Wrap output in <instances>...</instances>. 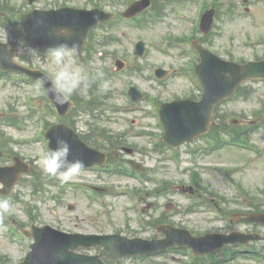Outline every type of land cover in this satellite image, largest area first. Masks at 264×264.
I'll list each match as a JSON object with an SVG mask.
<instances>
[{
    "label": "rangeland",
    "instance_id": "obj_1",
    "mask_svg": "<svg viewBox=\"0 0 264 264\" xmlns=\"http://www.w3.org/2000/svg\"><path fill=\"white\" fill-rule=\"evenodd\" d=\"M22 0H16L21 6ZM163 1V0H159ZM218 1L221 5L219 16L215 22L214 34L210 45V50L222 58L229 59L228 54L234 55L235 59L254 60L255 57H264V0H248L246 6H242L243 0H206V5L212 6ZM231 1L234 3L232 6ZM54 0H41L36 7L45 9L52 5ZM25 3V0H24ZM23 3V8L29 10L27 4ZM48 4V5H46ZM87 4L85 0H77L75 5ZM232 6L234 15H226L224 12ZM246 8L255 15V19L250 14L245 13ZM196 13V3L194 0H186L184 6L171 1L167 9L166 17L172 21L171 25L159 22L155 27L146 29L128 28L120 26V33H125L126 37L119 44V54L117 58L126 59L128 68L140 63L144 70L143 76L139 74L132 75L124 71L117 76H113L104 84L103 88L110 91L112 98L108 99L114 106L103 117L106 120V126L109 130L126 133L129 136L130 148L135 149L134 158L143 163L149 170L145 185H139L133 179L125 177L111 176L107 173L97 171H83L76 175H56L54 180L46 178L48 164V152L42 146L41 138H44V122L58 124L60 120L50 113L48 104L42 99L41 93L32 87L26 81L17 78L0 79V125L8 117H20L26 119V124L21 129L3 126L0 129L7 137L13 138V150L21 155L27 161L33 162V172L25 177L21 184L16 188L11 197V204L7 205L0 200V219L9 221L15 227L19 222L28 223L31 215L38 216V225L48 224L66 231L80 233H115L128 228L131 222L130 230L126 229L122 233L129 237L148 238L152 235L150 229H145L143 219L150 221V217H158L164 212V204L167 202L175 203L177 212L169 214L171 221L176 227L185 228L194 235H205L208 233H230L224 220L217 219L214 211H207L204 207H197L196 213L185 214L184 211L192 206L193 202L188 197L177 193V187L180 185H190V169L194 168L201 172L204 184L210 190L216 191L229 200L227 206H222L223 210H233V212L253 209L251 200L244 198L235 191L233 182L242 184L245 190L252 192L251 198H256L255 206L264 211V198L261 193L264 190V81L249 82L247 88L250 95L245 97L241 94L230 102L222 104L218 108L216 124L219 125L225 121L227 124L233 122L243 124H255L258 127L250 139L257 151H249L234 146H229L218 153L209 156L205 154L202 148H209L210 140L201 139L196 142L185 145L181 149L179 165L172 159L173 152L155 151L156 143L161 141L162 135L156 120L152 115L137 110V106H132L126 96L128 85H136L148 96L155 98L160 102H170L174 98L195 97L200 98L199 89L192 83L187 74L182 72L192 61L190 56L184 55L182 48H166L163 42L164 37L190 35L194 32V15ZM200 36V35H198ZM0 39L15 43L19 53L23 54L25 49L22 41L17 40L16 34L11 29H5L0 26ZM143 40L147 45L145 57L136 61L134 57V45ZM251 41V42H249ZM249 42V43H248ZM162 46H161V45ZM160 45V47H159ZM165 47V48H164ZM185 50V49H184ZM35 54V53H34ZM33 53H27L34 57V64L52 76L67 94L74 90H80L87 78V73L82 72L72 54L66 53L59 56L45 55L38 57ZM95 55L88 61L89 70H98L108 68L114 72V60L99 58ZM164 68L171 72L170 76L162 83L153 79L155 68ZM27 97L33 99L32 104L26 102ZM140 106L145 109L152 108L149 101H144ZM77 116V114H75ZM111 120H107V119ZM78 133L84 134L91 142L104 143L98 137L89 133V125L94 124L93 118L69 119ZM134 124V125H133ZM144 132L143 135L141 133ZM156 135L153 137L152 135ZM1 141V139H0ZM134 146H137L134 148ZM144 148L146 154L139 149ZM193 150H199L198 156L193 155ZM112 157L117 159V164L128 160L125 155H116ZM114 158V159H115ZM197 160V163L193 162ZM1 163V162H0ZM233 169L232 173L225 170ZM40 176L42 190L38 195L34 193L35 178ZM153 178V180L151 179ZM87 183L92 186L104 188L107 190L103 199L107 202V207L102 208L95 199H90L86 192L76 191L69 184ZM167 184L163 187L164 194L158 193L156 189L161 184ZM144 190L141 198L138 200V207L146 209L151 205V210H145L141 216L142 220L136 221L138 212L131 209L130 200L125 197V191L131 189ZM81 189V188H80ZM133 191V190H132ZM61 198L59 199H55ZM204 201L209 200V196L203 197ZM20 199V200H18ZM22 201L27 202L30 207L37 211H26ZM68 204L76 205V211L70 212ZM235 214V213H233ZM229 215V219L232 218ZM108 216L114 219L115 225L112 227L108 222ZM131 217L130 222L125 223L124 217ZM136 222H135V221ZM9 226H6L8 228ZM240 231H249L256 229V232L264 236V225H241L236 227ZM135 235V236H134ZM264 243V240L262 241ZM30 241L27 244L30 245ZM260 246V245H259ZM258 246V247H259ZM239 250L244 249L240 248ZM0 255L10 256L14 261L23 257V252L15 243L9 242L7 238L0 234ZM192 264L187 254H167L158 256L151 262L144 260H128L122 264ZM236 264H260L250 259L242 260Z\"/></svg>",
    "mask_w": 264,
    "mask_h": 264
},
{
    "label": "water",
    "instance_id": "obj_2",
    "mask_svg": "<svg viewBox=\"0 0 264 264\" xmlns=\"http://www.w3.org/2000/svg\"><path fill=\"white\" fill-rule=\"evenodd\" d=\"M28 32V45H34V36L35 32L38 34L36 45L43 49L45 47H54L57 43L56 42H49L47 40V35L42 33L40 30L35 31L32 27H29L27 29ZM78 38L82 39L83 34H77ZM12 58V57H11ZM10 58V59H11ZM9 60V57L6 58ZM211 64L210 66H204L201 70V76L204 81L206 95L208 96V100L212 101L210 105V109L212 106L219 101L220 99H223L230 95L232 93V90L234 86L236 85V75L232 74L231 77H228L224 79V81H221L218 79V70L220 67L227 68L231 70L232 72L240 71V74H250L255 73L258 77H264V71H261V69L258 66H254L252 64L245 66V67H239L232 64H224L219 62L216 59L211 58L210 59ZM4 59L1 55L0 51V69L4 68ZM235 82V83H234ZM205 103L208 104L206 98ZM60 107V106H59ZM167 124L169 125L168 135L169 137H173L176 133H178L181 129V123L178 119H172L171 117L167 116ZM183 121V120H182ZM186 125L190 127V129H196L192 137L195 135H198L200 133V129L197 130V122L193 121L190 118H186L185 120ZM168 127V126H167ZM64 129H61L60 131L63 132ZM52 139L54 140L53 149L54 151H61L65 147L66 149L70 147L71 144H74L79 150L71 151L69 150V159L73 161H78L77 163H89V161L92 159V156H94V153L89 152L83 145H81L78 141H76L71 133H66L63 136L59 135L58 128L54 130ZM171 142H174V139L170 140ZM47 231H41L38 232L39 235L42 236V238H47L50 242L49 244H45L39 239V243L36 247H34L35 251L32 255V263H38L43 261L51 260L53 261V264H102L100 261V258H83L74 255V248L76 246H79L82 244V242H76V244H71L68 240V238L56 235L53 233H50L48 235H45ZM44 235V236H43ZM109 240L110 238H104V241H100L98 244L101 246L106 247V249L101 255H105L108 259H117L123 255H129L134 254L137 252H130L128 254H121L120 256H116L114 251L109 247ZM123 242V240H121ZM125 244L129 245L125 242ZM39 245V246H38ZM46 245H49L47 248ZM130 246V245H129ZM55 251V252H52ZM57 254V255H56Z\"/></svg>",
    "mask_w": 264,
    "mask_h": 264
}]
</instances>
